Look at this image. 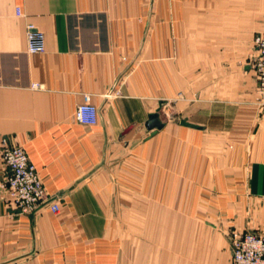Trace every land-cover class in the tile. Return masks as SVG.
Returning a JSON list of instances; mask_svg holds the SVG:
<instances>
[{"label": "crops", "instance_id": "0c3cea01", "mask_svg": "<svg viewBox=\"0 0 264 264\" xmlns=\"http://www.w3.org/2000/svg\"><path fill=\"white\" fill-rule=\"evenodd\" d=\"M255 32L264 0H0V142L60 205L8 204L0 154V264H229L208 223L264 235Z\"/></svg>", "mask_w": 264, "mask_h": 264}, {"label": "built area", "instance_id": "2783aa9c", "mask_svg": "<svg viewBox=\"0 0 264 264\" xmlns=\"http://www.w3.org/2000/svg\"><path fill=\"white\" fill-rule=\"evenodd\" d=\"M17 13L21 14L20 8H17ZM27 42L31 53H41L46 49L45 34L34 24L27 27ZM255 48L258 52L254 61L258 80V102L264 107V33L255 38ZM97 112V106L84 102L78 106L75 118L79 123L93 125L97 123ZM0 154L8 169L3 183L5 201L8 204L24 215L34 213L44 203H51L50 209L53 212L60 210L59 203L51 201L52 195L47 191L38 169L23 146L3 138L0 142ZM231 240L232 259L229 264H264L263 234L237 231L232 234Z\"/></svg>", "mask_w": 264, "mask_h": 264}, {"label": "rangeland", "instance_id": "374dc122", "mask_svg": "<svg viewBox=\"0 0 264 264\" xmlns=\"http://www.w3.org/2000/svg\"><path fill=\"white\" fill-rule=\"evenodd\" d=\"M258 32H255V38L258 36V35H261V34H257ZM255 38H254V46H255ZM129 221V226L131 225H136L137 222H140V225H142V222L144 223V225H147V224H150L151 223V220L150 219H143V218H133V219H127ZM213 227V229H212ZM208 230H209V233H208V240L211 244H215L216 242H218V236H217V232L216 230L218 229H222V231L224 232L226 238L228 239L229 241V245L231 247V253H232V240H231V236L234 232H237V231H231L229 229H225V227L223 226L222 223H220L219 221H217L216 223H213V224H210L208 223V226H207ZM215 229V230H214ZM133 239L135 237V234L133 233L132 236H131ZM231 259H232V255H231ZM230 259V261H231ZM230 263V262H229Z\"/></svg>", "mask_w": 264, "mask_h": 264}, {"label": "water", "instance_id": "95a60500", "mask_svg": "<svg viewBox=\"0 0 264 264\" xmlns=\"http://www.w3.org/2000/svg\"><path fill=\"white\" fill-rule=\"evenodd\" d=\"M147 127L149 129H153V128L159 129L161 127V124L159 123L157 116L155 114L151 115L149 121L147 122Z\"/></svg>", "mask_w": 264, "mask_h": 264}]
</instances>
